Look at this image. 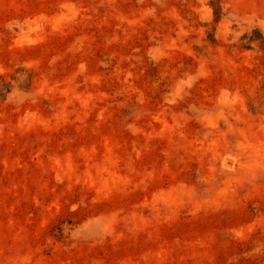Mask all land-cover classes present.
I'll list each match as a JSON object with an SVG mask.
<instances>
[{
  "label": "rangeland",
  "instance_id": "rangeland-1",
  "mask_svg": "<svg viewBox=\"0 0 264 264\" xmlns=\"http://www.w3.org/2000/svg\"><path fill=\"white\" fill-rule=\"evenodd\" d=\"M0 264H264V0H0Z\"/></svg>",
  "mask_w": 264,
  "mask_h": 264
}]
</instances>
